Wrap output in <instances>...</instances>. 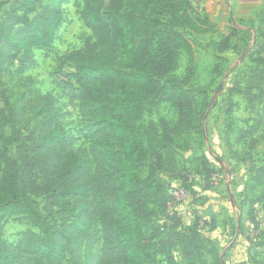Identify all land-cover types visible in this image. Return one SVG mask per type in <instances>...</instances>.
<instances>
[{"label": "trees", "instance_id": "obj_1", "mask_svg": "<svg viewBox=\"0 0 264 264\" xmlns=\"http://www.w3.org/2000/svg\"><path fill=\"white\" fill-rule=\"evenodd\" d=\"M83 1L81 19L92 37L73 54V78L85 102L83 114L97 121L101 151L79 155L54 102L34 110L36 126L24 125L29 135L7 134L20 101L14 108L7 103L9 114L0 111V264H153L156 238L165 230L163 224L155 226L157 210L172 223L164 240L178 242L188 264H221L210 240L194 228L181 230L177 213L169 215L173 197L167 198L160 179L178 169L174 138L197 122L204 135L206 112L198 111L192 94L171 74L182 51L192 63L195 58L178 28L207 34L208 19L189 0ZM49 5L42 0L12 4L0 22V74L16 62L23 73L34 62L35 49L52 46L64 18ZM228 48L229 39L223 44ZM251 87H263L258 99L264 117L263 69L255 71ZM249 101L255 105L256 98ZM165 103L177 107L179 120L175 127L162 121L163 134L155 137L141 122L147 109ZM148 160L144 179L140 171ZM39 197L48 201L42 210ZM10 218L33 227L14 243L4 238ZM164 254L166 264H177L171 250Z\"/></svg>", "mask_w": 264, "mask_h": 264}, {"label": "rangeland", "instance_id": "obj_2", "mask_svg": "<svg viewBox=\"0 0 264 264\" xmlns=\"http://www.w3.org/2000/svg\"><path fill=\"white\" fill-rule=\"evenodd\" d=\"M16 1L0 0V22ZM47 3L60 9L64 18L52 46L35 49L34 62L23 73H18L16 62L0 74V111L8 115L7 103L14 108L20 101L18 116L15 113L12 119L16 124L6 132L21 130L29 135L24 125L36 126L34 110L54 102L55 113L63 116V129L74 138L79 155H93L102 147L97 121L83 114L85 102L79 98L81 88L73 78L77 68L73 54L84 49L92 37L81 19L84 1L42 0V4ZM192 4L208 19L211 31L196 34L178 28L191 42L195 58L192 63L182 51L171 76L192 94L198 111L206 112L204 135L197 122L174 138L178 169L160 175V179L167 198L176 199L177 189H184L187 195L182 201L171 199L168 213H177L181 230L194 228L200 238L210 240L221 264H264V175L259 176L264 168V117L258 99L263 87H251L255 71L264 70V0H198ZM227 39L229 48L223 50ZM251 97L256 98L255 105L249 101ZM178 120L177 107L165 103L147 109L141 126L161 137V122L175 127ZM10 155L16 157L15 148L10 149ZM150 162L141 168L144 179ZM213 177L217 179L214 185L209 183ZM37 202L40 210L48 204L44 197ZM157 211L155 226L163 224L165 230L156 238L153 264H166L164 253L168 250L177 264H188L180 244L174 239L164 240L172 223ZM32 228L25 221L10 218L4 238L17 242ZM206 260L211 263L207 256Z\"/></svg>", "mask_w": 264, "mask_h": 264}, {"label": "built area", "instance_id": "obj_3", "mask_svg": "<svg viewBox=\"0 0 264 264\" xmlns=\"http://www.w3.org/2000/svg\"><path fill=\"white\" fill-rule=\"evenodd\" d=\"M189 1L190 2H197L198 0H189ZM214 181H217V179L215 177H213L211 179V184L214 185ZM174 194L176 195L177 201H182L186 197L187 192L184 189H177V190H175ZM173 199L176 200L174 197H173Z\"/></svg>", "mask_w": 264, "mask_h": 264}]
</instances>
